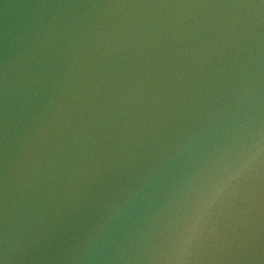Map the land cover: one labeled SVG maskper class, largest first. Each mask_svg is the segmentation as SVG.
<instances>
[{
  "label": "water",
  "instance_id": "obj_1",
  "mask_svg": "<svg viewBox=\"0 0 264 264\" xmlns=\"http://www.w3.org/2000/svg\"><path fill=\"white\" fill-rule=\"evenodd\" d=\"M0 264H264V0H0Z\"/></svg>",
  "mask_w": 264,
  "mask_h": 264
}]
</instances>
